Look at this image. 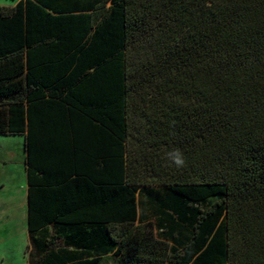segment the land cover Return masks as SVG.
Returning <instances> with one entry per match:
<instances>
[{
  "label": "trees",
  "instance_id": "trees-1",
  "mask_svg": "<svg viewBox=\"0 0 264 264\" xmlns=\"http://www.w3.org/2000/svg\"><path fill=\"white\" fill-rule=\"evenodd\" d=\"M0 135L30 264H264V0L0 6Z\"/></svg>",
  "mask_w": 264,
  "mask_h": 264
},
{
  "label": "rangeland",
  "instance_id": "rangeland-1",
  "mask_svg": "<svg viewBox=\"0 0 264 264\" xmlns=\"http://www.w3.org/2000/svg\"><path fill=\"white\" fill-rule=\"evenodd\" d=\"M14 0H0L12 5ZM21 135H0V264H30V240L25 209V145ZM162 191V190H161Z\"/></svg>",
  "mask_w": 264,
  "mask_h": 264
},
{
  "label": "crops",
  "instance_id": "crops-1",
  "mask_svg": "<svg viewBox=\"0 0 264 264\" xmlns=\"http://www.w3.org/2000/svg\"><path fill=\"white\" fill-rule=\"evenodd\" d=\"M14 1H16V2L13 3L12 5H5V6H14L20 0H14ZM0 6H2V5H0ZM25 153H26V151H25ZM26 157H27V154H26ZM25 172H26V187H25V197H26V199L23 198V202H22L21 206H22L23 210L25 209L26 221H27L28 220V191H29V184H28V179H27L26 163H25ZM141 210H143V207H140L139 214L142 212ZM66 248L68 250L75 249V247H66V246L63 245L62 249L60 250V253L66 252L65 251ZM111 256H112V253L103 256L105 261L102 264H112L111 261L108 260V258L111 257Z\"/></svg>",
  "mask_w": 264,
  "mask_h": 264
},
{
  "label": "clouds",
  "instance_id": "clouds-1",
  "mask_svg": "<svg viewBox=\"0 0 264 264\" xmlns=\"http://www.w3.org/2000/svg\"><path fill=\"white\" fill-rule=\"evenodd\" d=\"M167 158L176 166L183 167L185 164L184 155L179 149L167 153Z\"/></svg>",
  "mask_w": 264,
  "mask_h": 264
}]
</instances>
